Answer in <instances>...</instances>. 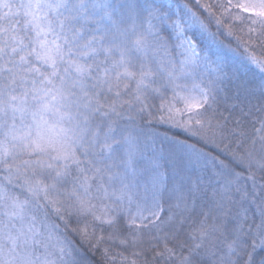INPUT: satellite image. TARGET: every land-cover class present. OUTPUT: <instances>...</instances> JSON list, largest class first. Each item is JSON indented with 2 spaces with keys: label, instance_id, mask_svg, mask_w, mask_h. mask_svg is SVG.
<instances>
[{
  "label": "snow or ice",
  "instance_id": "6c2138e0",
  "mask_svg": "<svg viewBox=\"0 0 264 264\" xmlns=\"http://www.w3.org/2000/svg\"><path fill=\"white\" fill-rule=\"evenodd\" d=\"M0 264H264V0H0Z\"/></svg>",
  "mask_w": 264,
  "mask_h": 264
}]
</instances>
